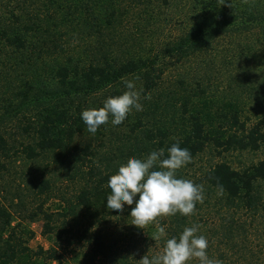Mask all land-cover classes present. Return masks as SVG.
Masks as SVG:
<instances>
[{
  "label": "trees",
  "instance_id": "16d2710c",
  "mask_svg": "<svg viewBox=\"0 0 264 264\" xmlns=\"http://www.w3.org/2000/svg\"><path fill=\"white\" fill-rule=\"evenodd\" d=\"M137 1L145 2L144 9L148 12L153 9V0ZM163 2L168 5L167 0ZM184 2L189 5L186 23L180 34L165 44L163 58L176 57L183 61L207 54L221 34L239 37L264 28V0ZM122 8L119 0H0V76L4 80L20 78L15 97L19 98L21 108L31 106L28 113L20 112L16 120L22 121L16 125L17 129H0V175L8 174L18 162L33 163L45 154L76 151V137L86 133L80 114L92 109L87 104L89 99L101 92L110 96L122 94L125 79L138 77L142 81L140 102L145 106L149 96L160 89L164 72L157 68L159 56L125 58L114 48L112 34L120 23ZM71 34L83 36L87 45L85 55L77 57L73 52L66 40ZM176 83L180 87L181 104L178 108L170 105L173 109L170 125L163 127V123L152 118L157 128L154 132L140 126L135 128L144 137L140 144L145 154L164 149L167 156V149L174 143L187 148L191 162L176 172L178 178L185 179L183 170L193 167L194 161L204 153L221 157L229 153H256L264 148V118L248 124L250 119H241V113L232 107L214 114L200 85L186 86L182 79ZM5 88L0 87V91ZM145 96L148 98L144 99ZM152 106L153 111L158 109V105ZM135 129H131L132 134ZM83 160L77 162L84 164ZM117 167L107 165L103 171L96 169L90 175L95 181L82 188L72 201H67L61 212L45 209L54 190L48 180L34 187L37 203L26 218L41 223V234L49 242L47 249L30 248L34 234L28 227L15 223L9 207L0 202V264H64L72 248L80 244L88 246L85 264H140L142 256L160 253L167 239L178 238L185 227L193 225H198L197 234L208 240L209 258L228 264L227 253L217 250L219 232L224 228L199 225L198 219L235 209L254 215L264 208V190L260 186L264 181V158L241 170L233 169L225 161L213 163L191 179L203 186L204 195L192 215L158 217L155 221L163 222V233L148 230L142 233L134 226L141 242L130 239L121 247L109 238L106 229V220L115 214L105 207L110 191L108 179L117 172ZM130 210L128 206L129 220ZM225 229L230 237L224 236V240H230L233 230L230 226ZM189 264L198 261L191 260Z\"/></svg>",
  "mask_w": 264,
  "mask_h": 264
},
{
  "label": "rangeland",
  "instance_id": "374dc122",
  "mask_svg": "<svg viewBox=\"0 0 264 264\" xmlns=\"http://www.w3.org/2000/svg\"><path fill=\"white\" fill-rule=\"evenodd\" d=\"M161 1L153 0V9L148 12L144 9L145 2L119 0L123 7L120 11V23L112 34L114 48L119 51L121 57L159 56L157 68L163 69L164 72L160 89L149 96L147 106L141 103L143 111H131L118 126L112 125L110 117L108 123L101 125L94 135L86 130V133L76 137L77 150L70 154L54 152L43 155L33 163L18 162L8 174L0 175V202L9 207L15 223H20L32 231L34 236L29 247L33 250L38 247L47 249L49 246L48 239L41 234V223L29 222L26 218L27 212L37 203L34 187L40 181L48 180L54 190L48 197L45 209L49 212H61L65 210L67 201H72L82 188L95 181V177L90 175L97 172L96 169L103 171L107 165L111 168L120 167L131 158L145 157L147 154L140 144L144 137L135 128L140 126L145 131L154 132L157 128L152 118L155 122L163 123V127L170 125L173 117L170 105L178 108L181 104L177 80L182 79L186 86L193 88L196 84L200 85L207 93L214 114L219 115L220 109L225 108L227 111V107H232V110L234 108L241 113V119H250L248 124L264 118V28L252 30L249 34L239 37L221 34L207 54L196 55L183 61L176 57L163 58L161 52L164 51L165 44L178 36L186 23L185 14L189 5H186L185 0H167L168 5ZM89 5L92 7V3ZM82 38V35L75 34H71L68 39L64 38L70 43L77 57L86 53L87 45ZM48 64L52 65L51 62ZM4 79L0 76V87H8L9 91L6 88L0 91V129L14 131L18 122L22 121L16 120L20 118V112L28 113L31 106L28 109L21 108L19 98L15 97L21 79ZM135 83L137 89H142V81L139 78ZM121 89L125 91L123 86ZM108 97L109 93L101 92L89 99L87 104L92 108H100ZM152 104L158 105L156 111H153ZM132 128L135 129V134L131 133ZM214 155L209 152L199 156L193 167L183 170L184 178L191 180L209 165L222 161L227 162L233 169H244L264 158V148L256 153H229L221 157ZM77 159H84V164L77 162ZM260 186L264 190V181ZM127 209L128 206H125L122 212L115 213L106 220L109 238L119 242L121 247H125L126 241L130 239L135 241L139 234L131 225V220L126 218ZM161 220L164 221V218ZM198 221L199 225L207 224L211 229L221 226L224 228L219 232L217 250L227 253L228 264H264V208L254 215L235 209L221 212L219 215H203ZM228 226L233 230V234L230 240L225 241L224 236L230 237L224 232ZM162 227L163 222L153 221L140 230L142 233L146 230L161 233ZM152 228L155 229L151 230ZM132 232H136L137 236H132ZM146 235L147 233L144 236ZM137 241L141 242L138 239ZM157 245L158 243L155 244ZM153 248L154 245L152 250ZM87 250L88 246L85 244L72 248L71 256L63 260L64 264H85L84 255ZM242 259L245 260L241 261Z\"/></svg>",
  "mask_w": 264,
  "mask_h": 264
},
{
  "label": "clouds",
  "instance_id": "9594fccd",
  "mask_svg": "<svg viewBox=\"0 0 264 264\" xmlns=\"http://www.w3.org/2000/svg\"><path fill=\"white\" fill-rule=\"evenodd\" d=\"M136 79L138 77L124 80L125 91L106 98L102 107L81 112L87 132L94 135L101 125L108 123L110 117L112 125L118 126L131 111H143L140 102L143 90L137 89ZM191 158L187 148L174 143L167 149V156L164 149H158L143 158L129 159L109 177L107 186L110 191L105 207L120 213L125 206H131V225L139 229L158 217L177 213L192 215L196 203L203 202V186L176 176L177 170L190 163ZM198 229V225L185 227L178 238L173 236L166 240L160 253L151 257L142 256L140 264H189L191 260L198 261V264H222L219 259L209 258L206 251L208 240L204 235L197 234ZM160 232L163 233L164 229L160 228Z\"/></svg>",
  "mask_w": 264,
  "mask_h": 264
}]
</instances>
